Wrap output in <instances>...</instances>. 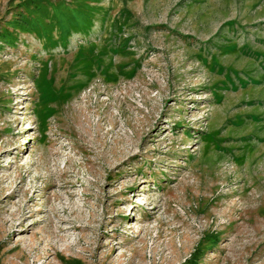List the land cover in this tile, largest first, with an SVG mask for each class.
<instances>
[{"label":"rangeland","instance_id":"rangeland-1","mask_svg":"<svg viewBox=\"0 0 264 264\" xmlns=\"http://www.w3.org/2000/svg\"><path fill=\"white\" fill-rule=\"evenodd\" d=\"M0 264H264V0H0Z\"/></svg>","mask_w":264,"mask_h":264}]
</instances>
